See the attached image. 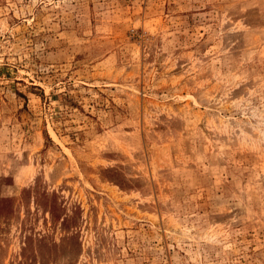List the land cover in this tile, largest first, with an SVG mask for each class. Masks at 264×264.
<instances>
[{"label": "rangeland", "instance_id": "374dc122", "mask_svg": "<svg viewBox=\"0 0 264 264\" xmlns=\"http://www.w3.org/2000/svg\"><path fill=\"white\" fill-rule=\"evenodd\" d=\"M0 264H264V0H0Z\"/></svg>", "mask_w": 264, "mask_h": 264}]
</instances>
